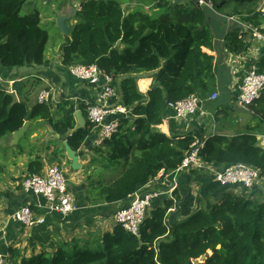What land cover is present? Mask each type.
<instances>
[{
  "label": "trees",
  "instance_id": "trees-1",
  "mask_svg": "<svg viewBox=\"0 0 264 264\" xmlns=\"http://www.w3.org/2000/svg\"><path fill=\"white\" fill-rule=\"evenodd\" d=\"M26 1L0 0V68L42 66L47 62L48 32L41 26L38 13L20 15ZM152 1L155 8L164 10L156 19L142 12L125 14L123 4L117 0H82L76 14L80 21L70 28L66 43L60 47V62L65 69L96 65L113 77L119 87V104L130 112L119 118L118 131L111 140L94 148V153L105 158V163L99 160L101 170L121 162L123 169L109 185L90 182L92 178L88 176L84 200L93 204L127 201L160 170H175L197 140L204 141L199 153L203 163L226 167L245 164L258 169L264 178V149L254 134L212 135L206 140H195L197 135L192 132L166 136L157 129L165 121L169 103L198 96L214 78L216 55H212L214 38L208 13L215 15L227 4L226 0L218 5L212 0L213 8L209 9L199 7L193 0ZM254 5L249 3L245 10L234 7L231 15L224 16L258 25L261 14L255 13ZM230 23L224 47L244 54L251 36L250 40L240 39V33L244 34L242 27L237 22ZM141 74L152 78L145 94L138 87ZM87 107L78 105L85 116ZM249 108L262 124L264 90ZM75 111V103L69 99L58 102L52 111L46 102L29 107L25 101H16L0 90V140L20 130L27 121L37 122L60 136V148L55 147L50 164L59 163L60 158L70 163L62 142L67 141L80 154L92 129L88 122L85 128L76 127ZM97 160L92 157L90 166ZM43 167L37 157L27 164L29 175L42 174ZM236 187L239 186L219 187L220 197L208 209L174 222L167 219L172 201L163 197L164 205L153 204L138 237L115 225L81 247L59 246L51 252L32 255H26L24 250H10L11 264H190L204 254H208L206 259L197 264H264V189L256 184L251 190L238 193L233 191ZM259 189L262 193L257 195ZM174 197L178 203L179 196L174 193Z\"/></svg>",
  "mask_w": 264,
  "mask_h": 264
},
{
  "label": "crops",
  "instance_id": "crops-1",
  "mask_svg": "<svg viewBox=\"0 0 264 264\" xmlns=\"http://www.w3.org/2000/svg\"><path fill=\"white\" fill-rule=\"evenodd\" d=\"M81 1L82 0H69L65 7H77ZM222 1L223 0H221L220 4ZM230 2L232 4L234 3L236 6L238 5L237 7L239 8L242 7V10H245L246 7L249 6V3L255 4L253 9L255 10V13L261 14V20L258 22V25H255L254 23L249 24H251L250 26L252 27L259 28L260 31L264 33V0H226L225 3L227 5L223 4V6H225L215 15L222 20L228 19L224 15H231L232 10L234 9V7L231 8ZM235 18L238 19L236 16ZM67 22L66 24L69 29L75 24L71 19ZM226 22L227 23L221 22L223 28H218L216 23H209L214 38V53L212 52V55H216V57L214 78H212L210 82L214 87L207 93L198 94V97L202 100L200 109L204 115H195L188 119L180 120L176 119L172 110L167 108L164 114L165 121L163 125L158 126L157 129L166 136L174 134L181 135L192 132L197 135L195 140L201 138L206 140L212 135L232 137L237 134L251 133L256 136L257 144L264 149V118L263 123L260 124L262 121L259 122V120L256 119L251 108H243L237 103L238 88L245 73L252 68L256 69L258 72L264 71V43L258 42L252 38L250 40L249 37H246L245 40H250L251 43L246 53L237 54L227 50L224 47V37L227 34L231 23L227 20ZM255 22L257 23V18H255ZM209 52L211 53V51ZM63 69L66 71L61 65L60 60L51 61L48 59L46 64L42 66L14 69L0 68V90H5L8 94L12 95L16 101H25L27 105L31 107L36 103L37 95L40 91L53 89L52 92L49 93L47 99V103L52 108V111L55 110L58 102L63 99L72 100L75 103L76 111L78 110L79 104L89 105L96 96V87L82 83L71 76H68L69 79L66 81L63 77ZM149 76L150 75L141 74L139 77L138 87L144 94L152 85V78ZM29 79H31L32 82H30L28 86ZM114 81L117 82L116 80ZM33 82L38 84V89L35 92L30 93L31 90L29 88ZM212 94H216V99H210ZM212 102L216 103L214 110L210 107H206V105L211 104ZM242 115L247 119L249 115L251 121L244 122L240 120L239 117ZM261 125H263V128H261ZM48 131L49 128L47 130L42 124L29 122V127L23 138L15 144L13 136L11 135L8 136L7 143L8 145L16 146L21 143V141H26L30 147V144L35 141L38 135H40L44 141H47V143L49 140H58ZM49 133L50 136H47ZM97 135L98 132L93 130L88 139L83 143L81 153L77 154L79 157V164L81 165L80 170L73 171L70 163L64 158H60V162H57L56 164V166L62 169L66 178L67 190L75 199V211L65 217L59 214L45 215V223L42 225H35L27 228L19 225L13 220L14 218L12 215L14 212L24 204H44V200L32 194L23 192L21 182L29 175L27 169L29 158L25 157L20 161V166L17 171L19 177L9 181L12 189L11 192L5 193V196L8 197V205L6 207L7 212L0 216V254L5 257V264H11L10 250H24L25 254L27 252L29 254H38L40 252H50L57 248V243L65 249H70L74 246L81 247L82 245H85L86 242L92 241L95 237H100L104 232L111 231L115 226L113 219L114 213L117 209L126 206L127 201L107 205L93 204L92 201L87 202L84 200L85 191L88 187V176L91 175L90 173L94 169L93 166L99 165L100 163L98 159L96 164L91 166L89 164L92 157H100L98 154L94 153ZM111 138L112 137L104 142L110 141ZM60 145L61 144L59 143L54 145L49 143V145L46 146L49 155L46 156L47 164H43L44 167L42 173L47 167L53 165V163L50 164L49 162L51 155L55 147L57 146L60 148ZM28 151L29 150H26V152ZM105 155L106 153H103L102 156ZM207 166L214 170L226 167L224 165L216 164H209ZM83 175L86 176L84 179ZM152 180V184L149 185L147 183L148 185L142 188L144 191H162L171 186L170 184L165 185L163 179L161 180L159 178V175L155 176ZM262 180L263 182L261 183L260 180L257 185L262 186V189H264V178H262ZM176 184L177 186L174 193L179 196V200L174 207L169 209L170 212L167 216V219H172L173 222L186 218L193 209H195V211L208 209L213 201L218 200L222 192L219 188L220 186L214 181L212 172L207 170L180 173L176 176ZM210 189L211 194H209ZM233 191L237 190L234 189ZM164 203V198L159 197L153 201L152 207L153 204L154 207H157L163 206ZM152 207H150V209ZM34 210L36 216L40 217V212L36 211V209ZM100 217L103 219L112 218L113 221V225L104 232L101 229H96L98 228L97 218ZM90 226L93 230L95 229V231H89ZM24 239L27 240L26 246L25 243H22Z\"/></svg>",
  "mask_w": 264,
  "mask_h": 264
},
{
  "label": "built area",
  "instance_id": "built-area-1",
  "mask_svg": "<svg viewBox=\"0 0 264 264\" xmlns=\"http://www.w3.org/2000/svg\"><path fill=\"white\" fill-rule=\"evenodd\" d=\"M173 3L174 0H167ZM199 7L213 8L212 0H195ZM227 21L237 22L243 29L244 34L240 33L239 38L245 39L251 36L252 39L264 43V33L259 28L252 27L249 24L240 22L237 18L230 16ZM69 76L90 86L96 87V96L86 109V122L91 126V132L96 130L95 146H100L103 142L115 135L119 128V118L127 117L129 110L117 105L111 106L107 101L115 96L113 89V77L100 71L96 65L91 66H71L67 68ZM48 91H40L37 95V103L47 102ZM264 90V71L258 72L256 69H249L238 88L237 103L243 108L254 106L260 99ZM211 100L216 99V94H212ZM202 100L197 95H191L188 98L176 102H171L167 107L172 110L176 119H187L192 116H202ZM130 113V112H129ZM129 116V115H128ZM204 141L197 140L193 143L191 150L185 152L180 165L172 171L165 172L163 169L157 175L159 178L168 175L176 176L179 173L191 171H211L214 181L220 187L239 186L249 191L262 179L260 171L245 164H234L219 170L208 168L207 164L200 160L199 153L202 150ZM168 173V174H167ZM167 174V175H166ZM150 180L148 184H152ZM147 184V185H148ZM170 187L162 191L139 190L129 195L127 205L117 209L114 213V223L120 226L124 231L139 236V229L144 222L147 213L155 199L165 197L172 201L173 206L177 203L174 197V191L177 186L173 179ZM21 188L24 193L32 194L44 200V204H24L14 213V219L19 225L24 227H33L45 223V215L59 214L63 217L75 211V199L67 190L66 178L61 168L56 165L49 166L42 174H31L26 176L21 182ZM40 212V217L36 216L35 210ZM170 212V210H169ZM0 264H5V257L0 254Z\"/></svg>",
  "mask_w": 264,
  "mask_h": 264
},
{
  "label": "rangeland",
  "instance_id": "rangeland-1",
  "mask_svg": "<svg viewBox=\"0 0 264 264\" xmlns=\"http://www.w3.org/2000/svg\"><path fill=\"white\" fill-rule=\"evenodd\" d=\"M117 1H119L121 4L124 5L123 10L125 11V14H128V13L134 14L135 12H142V13L148 14L150 17L156 19L157 17H159L164 12V10L161 8H155L153 6L152 0H117ZM68 2H69V0H27L23 4V6L21 7V9L19 11L20 15H27V14H32L35 12L40 15L41 26L47 30L48 35H49V39H48L47 46H46L45 56H46V59L51 60V61H59L60 60V58H61L60 47L63 45V43H66V40H67V36L62 35L61 32L59 31L57 25H56V16H57V13L62 9L63 4H66ZM220 2H221V0H215V3L217 5L220 4ZM230 4H231V8L237 7L236 5H234V3L232 4L230 2ZM71 21L72 22L74 21V23L76 24L80 20L77 19V16H74L73 18H71ZM208 21H210L212 23H216L218 25L217 26L218 28H223V24H221V22L227 23L225 19L222 20L220 17H218L216 15L214 16L210 13H208ZM74 25H72V26H74ZM68 76H69V74H68L67 69H66V71L64 70V73H63V77L66 81L70 77V76L69 77ZM28 81H29L28 82V86H29V84H30V82H32V80L29 79ZM210 82L211 81H209L207 84V91L203 92V93H207L208 91H210V89H212L214 87V85L211 84ZM32 84H31V87L29 88L31 90L30 93H33L38 89L37 83L35 84L33 82ZM113 89L115 91V96L111 100L107 101L111 106L117 105L119 100H120L119 99L120 98L119 87H118L117 82H113ZM215 106H216V103H213V102L211 104L206 105V107H210L213 110L215 109ZM128 115H130V113L127 111V116ZM239 119L244 121V122L245 121H251V118H249V115H248V119L245 118L243 115L240 116ZM180 120H182V119H180ZM261 128H263V125H261ZM47 136H50V135L47 134ZM8 138L9 137H5V138L0 140V216L4 215L7 212L6 207L8 205V197L5 196V193L11 192L12 188H11V184L9 183V181H12V179H16L19 177L17 171H18L19 166H20V164H19L20 161L22 159H24L25 157H28L29 161H31L37 157L44 165H46L47 164L46 156L49 155V152H47L46 146L49 145V143L52 145H54L56 143L60 144L59 140H54V139L49 140L47 143V141H44L43 138L40 137V135H38L36 137L35 141L30 144V147L28 146L26 141H21V143H19L18 145L11 146V145H8V143H7ZM26 150H29V151L26 152ZM98 159L102 163H105V158L98 157ZM56 164H57L56 162L53 163V165H56ZM93 168L94 169L90 173L91 178H92V180L90 182L99 181L103 185H109L115 179H117L118 176L120 175V173L123 169V163L121 162L109 170H101L99 168V165H95V166H93ZM178 175H176V176H178ZM176 176H173L170 174V175H168L167 178L161 177L160 179L161 180L163 179L165 185H168V184H170V182L173 181V179L176 181ZM85 177L86 176L83 175V179ZM262 182H263V180H261V183ZM258 186H260V185H258ZM96 187L97 186H95V189H96ZM95 189H94L95 192H99V189L98 190H95ZM236 190L238 193H245L244 189H241L240 187H236ZM259 192L262 193L261 189H259L256 192L257 195L259 194ZM196 211H195V209H193L192 211H190V214H192ZM13 216H14V214L12 215V217ZM13 220H15V219H13ZM97 223H98L97 224L98 228H96V229H101L103 232L105 230L109 229L111 225H113L112 218L103 219L100 217V218H97ZM94 224H96V223H94ZM93 226H95V225H93ZM92 230H93V228H91V226H90L89 231H92ZM93 231H95V229ZM94 241H96V240H94ZM22 243L23 244L25 243V246H26L27 240L24 239ZM20 245H22V244H20ZM56 247H59V243H57ZM26 255H30V254L27 252ZM31 255H32V253H31Z\"/></svg>",
  "mask_w": 264,
  "mask_h": 264
},
{
  "label": "water",
  "instance_id": "water-1",
  "mask_svg": "<svg viewBox=\"0 0 264 264\" xmlns=\"http://www.w3.org/2000/svg\"><path fill=\"white\" fill-rule=\"evenodd\" d=\"M193 1H195V0H193ZM65 5L66 4H63L62 9L57 13L56 25H57V27H58V29L62 35L68 36L70 29L67 26L66 22H67V20H70L71 18L76 16L78 11L82 7V4L80 3L77 7L76 6L65 7ZM74 118L76 121V127L77 128H85L87 122H86V119L84 117V113L82 110L75 111ZM28 127H29V122H25L20 130H18L12 134L13 139H14L13 141L15 144L21 138L24 137ZM49 132L52 134V136L55 139L60 138V136L58 134H54V130L51 127H49ZM62 146H63V149H64V152L66 154L67 159L70 161L71 169L73 171L80 170L81 165L79 164V157H78L77 153L71 149V147L69 146L67 141H63ZM207 256H208V254H204L199 258V260L190 261V264H197L199 262H202L203 260L206 259Z\"/></svg>",
  "mask_w": 264,
  "mask_h": 264
},
{
  "label": "clouds",
  "instance_id": "clouds-1",
  "mask_svg": "<svg viewBox=\"0 0 264 264\" xmlns=\"http://www.w3.org/2000/svg\"><path fill=\"white\" fill-rule=\"evenodd\" d=\"M46 103H47V102H46ZM78 110H79V109H78ZM84 117H86L85 114H84ZM90 133H91V132H90ZM95 147H97V146H95ZM165 200H166V199H165ZM168 201H169V200H168ZM172 204H173V203H172ZM174 206H175V205H174ZM174 206H172V207H174ZM172 207H171V208H172ZM171 208H170V209H171ZM167 213H169V210L167 211Z\"/></svg>",
  "mask_w": 264,
  "mask_h": 264
}]
</instances>
